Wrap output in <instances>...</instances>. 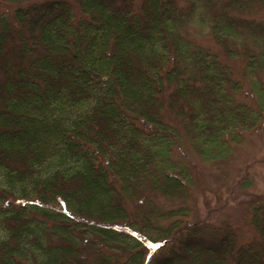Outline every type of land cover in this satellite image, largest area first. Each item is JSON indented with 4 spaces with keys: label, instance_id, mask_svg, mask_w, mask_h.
Here are the masks:
<instances>
[{
    "label": "trees",
    "instance_id": "16d2710c",
    "mask_svg": "<svg viewBox=\"0 0 264 264\" xmlns=\"http://www.w3.org/2000/svg\"><path fill=\"white\" fill-rule=\"evenodd\" d=\"M0 1V264H264V197L188 200L264 123V0Z\"/></svg>",
    "mask_w": 264,
    "mask_h": 264
},
{
    "label": "rangeland",
    "instance_id": "374dc122",
    "mask_svg": "<svg viewBox=\"0 0 264 264\" xmlns=\"http://www.w3.org/2000/svg\"><path fill=\"white\" fill-rule=\"evenodd\" d=\"M0 8L5 5L0 1ZM198 173L189 202L192 219L227 221L252 237L249 214L264 197V123L219 161H195Z\"/></svg>",
    "mask_w": 264,
    "mask_h": 264
}]
</instances>
